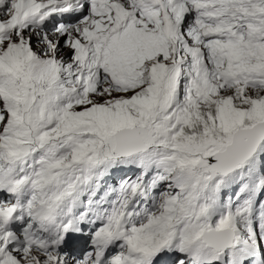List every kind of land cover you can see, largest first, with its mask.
Wrapping results in <instances>:
<instances>
[{"label": "snow or ice", "instance_id": "obj_1", "mask_svg": "<svg viewBox=\"0 0 264 264\" xmlns=\"http://www.w3.org/2000/svg\"><path fill=\"white\" fill-rule=\"evenodd\" d=\"M0 264H264V0H0Z\"/></svg>", "mask_w": 264, "mask_h": 264}]
</instances>
